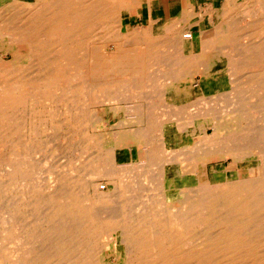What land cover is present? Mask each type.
I'll return each instance as SVG.
<instances>
[{"label": "bare ground", "instance_id": "6f19581e", "mask_svg": "<svg viewBox=\"0 0 264 264\" xmlns=\"http://www.w3.org/2000/svg\"><path fill=\"white\" fill-rule=\"evenodd\" d=\"M128 1V8H123L121 0H0L1 52L8 54L10 43L24 44L26 54L23 53L21 60L12 59L9 66L29 62L33 73H36L24 76L19 70L17 75L0 77V175L7 182V191L11 186L24 187L21 188L22 201L13 196L15 199L0 204V264H264V127L260 126L259 119L262 117L251 114V101L245 100L247 96H251L253 101H263L264 98V37L261 43L258 42L260 45H254L255 37L262 32L258 26L264 24L263 0H227V12L225 18H220V27L213 34L214 42L202 31L197 53H193V47L185 41L182 26L174 28L176 30L168 36L153 38L148 33L145 39L135 45L130 44L132 37L122 32V19L131 9L137 12L139 2L145 0ZM235 11L236 18L227 15ZM187 14L188 11L182 13L176 23L182 22ZM239 16L247 21L244 26L248 33L245 32L246 39L240 44L239 53L233 56L230 54L233 40L229 34L233 33V26L239 24ZM13 22L17 26H13ZM95 34L102 39L113 34L115 39L121 40L125 51L124 62L113 60L106 52L97 54L93 41ZM212 50L222 52L215 54L214 58H220L228 68L223 71L224 75L228 74L229 68L234 72L248 69L247 85L239 86L240 79L237 77L239 83L234 82L237 85L232 86L231 91L227 89L228 93L214 94L217 85L213 90L210 88L211 107L201 101L203 93L199 92L196 96L199 101L193 115H190L205 119L206 136H209L206 132L209 127L212 129V140L224 139L223 143L216 141L211 144L214 151L224 146L225 151L233 155L248 153L243 158L251 162L248 168L253 169L256 175L246 179L236 176L233 184L203 186L195 180L202 177L200 169L203 162L200 160L208 153L204 144L206 136L179 153L176 151L182 146L180 136L170 139L173 142L170 146V137L166 140V134L157 133L161 132V123L159 125L158 122L161 117L174 112L178 117L188 116V110L179 108L176 103L168 102L165 107L166 98L178 101L180 91L177 82L184 78L186 66L194 68L191 78H194L193 74L211 75L205 62L195 59ZM191 56L195 57L194 60L190 59ZM97 59H101L100 64L95 62ZM239 66L240 69L237 68ZM258 66H262L259 75L254 72ZM110 73L112 80L108 78ZM212 78L214 76L211 75ZM124 79L128 81L124 82ZM166 81L170 82L168 88L160 87ZM222 99L226 101L225 104L222 101L224 105H220ZM119 102L134 105L130 113L133 111L135 117H141L138 144L143 146L140 161L144 162L138 172L147 182V188L141 190L138 182L130 181L131 177L127 175H123L125 180L115 182L113 178L119 166L110 165L109 156L102 155L95 159L87 173L85 183L91 196L83 203L85 207L78 205L73 199L76 197L69 195L71 187L81 183L76 166L68 165L60 174V179L65 180L63 182L71 179L70 184L57 185L53 181L56 190H47L50 193L43 199L38 197L45 189L39 186V182L36 184L35 175L38 178V174H35L31 159L27 157L30 147L26 145L30 143L25 145L21 142L22 126L30 132L29 140H33L42 128L37 125L40 122L38 117L63 121L67 131L73 126L77 129L73 130L81 135L78 138L86 146V142H95L87 132L91 123L86 118L90 117V106ZM112 112L116 115L118 111L114 108ZM224 113H234L235 119L222 126L215 125L214 121ZM194 118H191L192 121ZM82 126L83 130L80 129ZM222 127L230 129L224 138L219 135ZM242 128L243 132L237 136ZM76 142H79L78 139ZM110 145L114 150L117 143L115 147ZM18 151L26 159L25 167L15 161ZM169 151L173 157H180V162L170 164L169 169L173 168L171 173L166 170L165 153ZM128 153V150L123 151L124 156L129 157ZM78 158L75 156L73 159ZM251 158H254L255 165ZM81 166L88 167L89 163L84 162ZM3 167L6 169L2 170ZM133 172L131 170L129 174ZM98 179L117 187L110 201H105L96 188ZM34 183L37 187H30ZM172 184L177 190L168 195L167 188L170 189ZM185 189L192 195H187ZM158 191L163 195L155 196ZM3 196L0 190V200ZM41 204L48 212L46 218H52V222L49 220L52 226L47 233L38 232L37 237L34 229L47 230L43 221L31 214L32 229L25 231L20 215L25 207L32 205L38 209ZM12 238V243L20 247L11 251L14 262L4 255L5 245ZM114 241L118 250L123 249L119 262L116 258L115 262L107 260L113 251ZM44 245L47 246L44 248ZM23 246H27L26 249L23 250Z\"/></svg>", "mask_w": 264, "mask_h": 264}, {"label": "rangeland", "instance_id": "374dc122", "mask_svg": "<svg viewBox=\"0 0 264 264\" xmlns=\"http://www.w3.org/2000/svg\"><path fill=\"white\" fill-rule=\"evenodd\" d=\"M123 2L124 1H122V3ZM262 3H264V0ZM224 4H226V2ZM225 8L226 7H224V9H222L220 11L219 10L215 11L214 16H216V18H213V19H217V23L212 24L211 23L212 21H209L212 19V16H209V18H208V16L205 17L204 15L199 16L201 21L204 20L205 23L207 21L210 22V25H208L206 23L207 26H205L204 24L200 25L199 29H201V32H202V31H204L205 28H207V30H205V35H207V38H209V39L211 38L210 39L211 42L212 41L214 42V38H212V37H213V34L216 32L217 27H220L219 24H220V21L222 20L220 18H225L224 16L227 12L225 10ZM131 10L135 11L134 9H131ZM142 12L143 11L138 10V13H142ZM202 12H203V10H202ZM258 12L262 13V11H259V10H258ZM197 14L198 13H196L195 15H197ZM230 14L235 18L237 17L236 11L234 14L229 12L227 15H229V17H230ZM195 15L192 18H194ZM259 17H260V15H259ZM239 19L241 21L239 20V24H236L235 26H233L234 29H233V31H231L233 33L229 34V36L230 35L232 36V40H233L232 41L233 49L231 50L232 52H230V54H232L233 56L239 53V51H240L239 46H240V44L245 42V39H246L245 37L247 35L246 33H248L247 32L248 29L245 28L247 21L245 19H243L241 16H239ZM140 22L141 21L136 17V14H133V16H131L129 18V21L126 18L124 19V22H123L124 25H123V31L122 32H124L126 34H130V37H132V39L129 41V42H131L130 44L135 45L138 41H140L141 39H145L147 36L146 35L147 33L146 34L142 33L144 35L139 36L137 27L138 26L140 27V25H139ZM14 23L15 22H13V24ZM15 24L13 26H17V23H15ZM198 24H199V22H198ZM263 25L264 24H262V26H258V28L262 32H260V34L257 37H255V42H256V43H254V45L256 44L255 46H258V44L261 43L260 40L264 37V31H263L264 26ZM186 26H188V27H186ZM186 26H182V32L183 33H188V32H190L191 29L194 28L192 25L191 26L186 25ZM189 27H190V30L188 29ZM176 29H174L170 26L162 27L163 34H161V35H167L168 36L170 34V32H173ZM103 31L104 30H100V32H103ZM134 31L136 33H133ZM239 32H240V34H239ZM208 33H210V34H208ZM194 37H196V38L199 37L198 33ZM157 38H159V37H157ZM256 38H257V40H256ZM93 41L95 42V45L97 47V48H95V51L97 52V54H100V53L104 54L106 52V53H108V56H110L113 60H117V61L122 62V63L124 62L125 51H124V47L122 45L123 43L121 42V40H119L117 38L115 39L113 34L110 38L106 36L105 39L100 38L99 34H95ZM185 41H187V40H185ZM198 44L193 46V49H192L193 53H197V51H199L200 47ZM121 47H123V48H121ZM236 47H238L237 48L238 51L235 49ZM234 49L236 51H233ZM2 50H3V47L1 45L0 46V77L5 78L8 75H17L18 73H20V72H18L19 70L22 72V74L24 76H27L28 74H31V75L36 74V73H33L34 69L31 66V63H29V62H25L23 64H20V63L15 64L14 66H9L12 59L13 60H21L23 58L24 54H26L27 50H26V47L24 44H22L20 42L10 43L8 45V50H7L8 54H6V55L1 52ZM195 50H196V52H195ZM221 50L208 51L206 54L195 59V61H197V60L204 61L205 62L204 65L206 66V68L208 70L211 71V75L214 76V78L211 79V75L199 76V75H194V74L192 75V76H194V78H191V74L193 73L191 71H193L194 68L192 66H186L184 78L180 79L177 82V89H179V91H180L179 96L177 98L178 101L175 102L174 100L170 99L171 97L166 98L167 101H166L165 107L168 106L169 103L171 104V102H172V103H176V105L179 106V108L183 107L182 109L189 111V112L187 111V113H188L187 117H190V118L178 117L176 115V112H174L173 115H170L167 117H161V119H159V121H158L159 125L161 123V125H160V131L161 132L158 131L157 134H161V133L162 134L164 133V135L166 134V137H165L166 140L170 137L168 139L169 145L170 144L173 145V142H171L170 139H173V137L175 138L176 135L180 136V139L182 140V146H180L179 151H176V152L183 153L187 147L190 148L191 146H193L192 144L199 141L201 138H203V136L207 135V134L205 135V132H204L206 124L203 121H205V119L197 118V117H195V118L191 117L193 115L192 112H194V109L196 108V105H197L196 103H198V101H199L198 100L199 98L196 97V96H198L199 92H201V94L202 93L204 94V95L202 94V96L200 97L202 99L201 101L202 102L204 101V104H206L208 106L210 105V107H211L212 106L210 104V101H212L210 99L211 98V89L215 88L216 85H217L216 91L214 92V94H220L218 92L223 93V91H225L224 93H228L229 91H231L232 86H236L239 83V81H237L239 79H240V83H239L240 85L239 86L244 87L245 84L247 85V78L249 75V71H248V75H247L248 69L247 70L246 69H240V66H239V67H237L240 69L239 71L237 69V70H235L236 72H234V70L229 68V70H227L228 74L227 75L223 74V71L225 69H228V68H225V66L223 65L222 60L220 58H219V60L218 59L215 60V58H214L215 54H221L222 53ZM225 53H227V52L225 51ZM193 58H195V57L191 56L190 59L194 60ZM95 62L100 64L101 59H97ZM259 67H260V69H258ZM261 67L262 66H258V68H255L257 70L254 69V72L258 73L257 75H259V72L262 69ZM210 71H209V73H210ZM232 71H233V73H232ZM241 73H243V75H241ZM236 74H238V75H236ZM237 77L239 79H237ZM242 77H244L245 79ZM108 78L110 80H112L113 75L110 73ZM263 78H264V76H263ZM230 80L231 81L233 80V85L231 84ZM123 81L126 82L128 80L124 79ZM120 82H122V80ZM234 82L237 84H235ZM169 83H170L169 81L168 82L166 81V83L162 82V85L160 84L161 85L160 87L168 88L167 84H169ZM227 83H229V84H227ZM199 84H201V86ZM199 86L202 88H200ZM108 90H109V88H108ZM246 98L250 99V100L245 99V100H247L246 102L251 101V104H252L249 106V108L251 107L252 110L249 109V111L251 110V114L254 113V115H255L254 117H257V118H259V116L262 117L259 119V120H261L260 126L264 127V123H262V122H264V98H263V101L262 100L261 101H253L254 99L251 96L250 97L247 96ZM222 101L224 104L226 102L224 99H222L221 101H219L220 105H224L222 103ZM256 104H258V105H256ZM208 106H207V108L210 109ZM22 107H20V109ZM90 107H91L90 112H89L90 117H86V118L90 119L91 123H90L89 129H87L88 130L87 132H88V136L95 139V140H92L95 142L92 144V142H90V141L89 142L85 141L86 146L81 141V139L78 138L81 135H78L77 132L75 133V130H77V129H75L73 126L72 130L67 131L68 127L65 126V122H63V121L59 122L57 120L58 122L56 121L57 122V125H56L55 124L56 122L52 121L48 117H38L40 119L41 123L39 122V124H37V125H40V127L42 126V128H40L37 131V133L33 137V140H29V134L28 133H30V132H28V130L22 126V130H20V134L22 136L21 142L25 143V145L29 144V143L32 144V145H30V144L26 145V146L30 147V148H28V149H30V151H29L30 154H28L27 157L29 158V160L31 159L30 161L33 164V168H35V174H38L39 179L37 178V175H35V178H36L35 180H38V181H36V184H38V182H39V186L41 185L43 187V189H45V190L40 191L39 194L41 196L38 195V197L43 199L44 196H46V194L53 191L56 187L54 185V182L57 185L64 184V183H66L67 185L70 184L71 179H70V181L68 180L69 182H67V180H66V182H63L65 180L62 181L60 179L61 178L60 174L64 171L66 166H68V165H69V167L76 166L78 168L77 175H79V179H80L81 183L78 184L77 186L71 187L69 195L71 198L76 197V198H73V199H75L74 201H76V203H79L78 205L85 207L86 204L84 205L83 203H86L87 197L90 198L89 196H91V192L89 191V189L85 183L87 181V173L89 170H91V168L93 166V162L95 161V159L99 156H102V155L107 156V157L109 156V158H107V159H109L110 165L113 163V166H116V165L119 166V168H117V170H119V171L116 170L117 174L113 178L115 182L116 181H119V182L122 181L124 179L123 175H127L128 177H131L130 181L135 180V183L138 182L137 184L141 187V190H144L147 188L146 187L147 182L140 176V173L138 172V169L141 167V165L144 161L143 160L140 161L141 160V154H142L141 150L143 149V146L138 144V141L140 139L139 127H138L139 124L138 123H140L139 118H141V117H135L136 113L133 111H132V114L130 113L131 108H133L134 105H132L131 103L126 104V103L119 102V103H106V105H103V106H98V105L93 106V104H92ZM114 108L118 111L116 115H114L112 112ZM125 112L126 113L128 112L129 114L126 115ZM118 113H119V115H118ZM122 114L125 116H130V117H121ZM190 114H192V115H190ZM191 118H194L195 120L192 121ZM163 119H166V120H163ZM234 119H235L234 113H227V114L224 113L223 115L220 116L219 119L214 121V124L222 126L223 124H226L227 122H232V120H234ZM162 121H163V123H162ZM23 122L21 123L22 125L24 124ZM58 123H59V126H58ZM62 123H64V124H62ZM258 123H260V121H258ZM45 127H47V128L45 129ZM73 129H75V130H73ZM80 129L83 130L84 129L83 126ZM229 130L230 129L228 127H222V129L219 131V135L221 136V138L226 137V135L230 132ZM206 132L208 133L209 136H206L204 144L207 145L206 151L208 153H207V155H205L203 157L202 160H200L203 162V166L200 169V172L202 173L201 174L202 177H197V179L195 180L198 184L203 185V186L204 185H208V186L209 185H212V186L213 185H224L226 183L227 184L228 183L233 184V182H235L237 180L236 176H238L239 179H246L248 177H254V175H256V172L253 169L248 168V163H251V162L248 161L247 158H243L244 156H247L248 153H240L239 155H236V153H235L233 155V153L226 152L225 151L226 149L224 148V146H219L216 149V151H214L213 150L214 147H212L211 144H214L217 140H215V141L212 140L213 138L210 136L212 134V129H210L208 127ZM242 132H243V128H242V130H239V132L236 135L239 136ZM89 133H92V134L90 135ZM36 135H37V137H36ZM68 137H70V138H68ZM82 137H83V135H82ZM75 139L76 140L78 139L79 142L77 143ZM33 141H36L37 143L36 142L33 143ZM42 142H43V144H42ZM217 142L223 143L224 139H219V141H217ZM50 143H51V145H50ZM116 143H117V145H116ZM35 144H37V145H35ZM96 144L99 145V147ZM110 144L114 145V147L116 145V147H115L116 149L113 150V147H111ZM77 145H80V146H77ZM31 147H32V149H31ZM47 147L50 150H46V149H48ZM77 147H79V148H77ZM184 147H185V149H184ZM210 148H211V150H210ZM170 149L174 150L172 147H170ZM44 150H46V151H44ZM124 150H128V152H129L128 156L129 157H127V155H125V156L123 155ZM217 151H218V153H217ZM2 152H4V151H2ZM170 152L171 151L165 153V158L167 159L166 160V170H168L171 173V172H173V168L169 169L170 164L180 162V159H179L180 157L179 158L175 157V156L173 157ZM215 152H216V154H215ZM167 154H168V156H167ZM241 154H242V156H240ZM19 155H21V156H19ZM117 155H119V157ZM235 155H236L237 161L234 158ZM75 156H79L78 160L73 159V158H75ZM238 156H240V157H238ZM22 159H24V155H22L21 151H18L16 153V156H15V161L17 162V164L21 165L22 167H25L24 163L26 162L25 161L26 159H24V160H22ZM251 160H253V165H255L254 158H251ZM75 162L76 163L78 162V164H75ZM84 162L89 163V166L88 167L87 166H81V165H83ZM196 163H198V162H196ZM236 163H237V165H235ZM1 166H2V164H0V168H1ZM5 169H6L5 167L2 168V170H5ZM60 170H61V172H60ZM131 170H134V172L129 174V171H131ZM238 171H239V173H238ZM74 175H76V174H74ZM57 180H60V181L57 182ZM0 184H1L0 190H2V192L4 194L2 200H0V204L4 205V203H6L7 200L9 202L14 197L16 199H21V201L23 200V197H22V194H23L22 191L23 190L22 189L24 187L22 188L20 186L17 188V186H11L12 188H9V190L7 191V186H6L7 182L4 180V178H2L1 175H0ZM36 184L35 183L31 184L30 187H33ZM25 186H26L25 188L29 187L27 185V183L25 184ZM48 186H50V187H48ZM174 186L175 185L172 184V185H170V189L167 188L168 192L167 191L166 192L168 193V195L172 194L173 192H175L177 190L174 188ZM13 187L17 188L19 191ZM36 187H37V185H36ZM96 188L101 193V195L105 201L106 200L110 201L112 198H114L113 196L116 193L117 187L116 186L112 187L104 179H98ZM11 189H13V190H11ZM47 190L50 192H48ZM184 191L187 195H192L191 192H189V193L187 192V189H185ZM19 192H20V194H19ZM15 193H17V195ZM159 195L162 196L163 194L161 195L160 191L155 193V196H159ZM164 196H165V192H164ZM147 203L149 204V202H147ZM44 207L41 204L38 209H34V207L31 205V206L25 207L23 209V212L20 215V218H21V216L23 218V222L25 225V229H24L25 231L32 229V226L30 225L31 214H35L37 216V218L39 219V221H43V223L45 224V225H43V227L45 229L47 228V230L38 229V231H37L34 229L37 237H39L38 232L43 231V232L47 233V231L52 226L51 225V222H52L51 219L52 218H50V219L46 218V214H48V212H46V209ZM106 207L109 209L108 206H106ZM43 209H45V210H43ZM13 238H14V236H13ZM13 238L11 241L10 240L8 241L9 243L7 242L8 244L6 243L8 246L5 245V248L7 247V249L4 251V255H6V259L14 262L15 260L13 259L12 255H11L13 252H11V251H15V250L19 249L20 247L17 248V244L12 243V242H14ZM9 246H12V247L9 248ZM46 246L47 245H44V248ZM21 247H22V245H21ZM26 247L23 246V250H24V248L26 249ZM112 249H113V251L111 252V254L107 260L109 262L110 261L115 262L114 260L116 258V261L119 262L123 257V249L121 248L118 250L115 241L112 244ZM7 257H9V258H7ZM11 258H12V260H11Z\"/></svg>", "mask_w": 264, "mask_h": 264}, {"label": "crops", "instance_id": "0c3cea01", "mask_svg": "<svg viewBox=\"0 0 264 264\" xmlns=\"http://www.w3.org/2000/svg\"><path fill=\"white\" fill-rule=\"evenodd\" d=\"M122 1H124L123 8L126 7L128 8L127 4L130 1L121 0V2ZM225 2L227 3V0H151L150 2L145 0L139 2L138 7L140 9L137 8V12L129 10L128 14L125 17H123L122 21L124 22L125 18L129 21V18L133 16V14H136V17L141 21L139 24L140 27L139 26L137 27L139 36L149 33V36L153 35L152 36L153 38L160 37L161 34H163L162 27L172 25L170 27L176 28L179 26L192 25L194 27L193 29L190 30V27L188 28L192 34V38L187 40L186 42L189 44V46L193 47L201 42V35H200L201 29H198L200 25L202 24H204L205 26H207V24L210 25L209 21H212L211 22L212 24L217 23V19H213L216 18V16H214L215 14L214 11L224 9V7L227 6L226 4H224ZM138 10H141L143 12L138 13ZM186 11H188L187 17L182 22L180 20V22H178L177 24L176 21L179 19L178 17ZM196 13H198L197 14L198 16L195 15ZM194 15L195 17L192 18ZM201 15H204L205 17L208 16V18L209 16H212V19L210 18L211 20L207 21L206 24L204 20L201 21V19L199 18V16ZM205 30H207V28H205L204 31ZM197 33L200 37L196 38L194 36ZM199 85L201 86V84ZM121 117H130V116H125L122 114Z\"/></svg>", "mask_w": 264, "mask_h": 264}, {"label": "built area", "instance_id": "2783aa9c", "mask_svg": "<svg viewBox=\"0 0 264 264\" xmlns=\"http://www.w3.org/2000/svg\"><path fill=\"white\" fill-rule=\"evenodd\" d=\"M186 35H184V38L186 39V40H189V39H191L192 38V34H191V32H188V33H185Z\"/></svg>", "mask_w": 264, "mask_h": 264}]
</instances>
